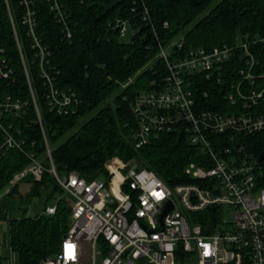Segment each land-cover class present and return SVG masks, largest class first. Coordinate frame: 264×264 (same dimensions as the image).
<instances>
[{"label": "built area", "instance_id": "built-area-1", "mask_svg": "<svg viewBox=\"0 0 264 264\" xmlns=\"http://www.w3.org/2000/svg\"><path fill=\"white\" fill-rule=\"evenodd\" d=\"M67 1L46 0L64 35L71 38ZM4 3L31 101L14 95L5 85L14 79V69L0 45V161L13 149L22 151L28 159L0 196L28 176L41 181L48 172L74 198L71 224L60 250L36 264H264V159L258 161L259 156L249 154L245 145L237 142L242 135L264 132V113L253 110L264 97V74L256 76L252 72L258 62L251 50V45L264 41V37L247 34L236 45L196 47L184 57L172 55V47L181 46L183 38L167 44L160 42L156 57L167 68L165 86L141 91L131 101L136 121L132 133L135 148L145 146L163 132L181 128L190 142L206 154L202 164L193 161L185 170L201 183L170 186L145 163L138 168L136 157L127 161L113 157L105 163L107 176L88 180L77 172L60 174L53 159V146L23 53L22 33L31 38L39 75L49 87L46 99L50 109L68 114L78 98L74 92L61 91L49 71L54 69L49 61L50 50L42 39L44 33L38 32L37 0H17L19 21L10 0ZM145 12L146 19L149 10ZM109 25L121 36L129 33V22L124 18H116ZM168 25L166 21L165 26ZM237 49L243 51L245 58V68L240 70L243 79L231 84L225 99L233 105L242 101L243 107L233 112L201 107L193 89V74H203L207 80L220 84L223 64ZM260 77L262 85L258 82ZM31 102L45 147L42 152L27 148L30 141L25 119ZM36 145L33 139L31 146ZM169 204L172 209L162 218ZM211 205L223 207L219 218L212 216L206 228L195 223L197 215ZM224 208L233 210L232 224L223 218ZM56 209V204L49 205L43 213L54 214Z\"/></svg>", "mask_w": 264, "mask_h": 264}, {"label": "trees", "instance_id": "trees-1", "mask_svg": "<svg viewBox=\"0 0 264 264\" xmlns=\"http://www.w3.org/2000/svg\"><path fill=\"white\" fill-rule=\"evenodd\" d=\"M10 3L19 21L21 12L17 0H10ZM37 3L38 32L44 33L42 39L50 50L49 61L54 69L48 70L61 91L74 92L78 98L68 114L50 109L46 99L49 87L39 75L40 65L38 59L34 60L31 38L22 33L23 53L58 172L63 175L77 172L92 180L108 175L105 163L111 158L127 161L136 157L170 186L201 183L185 170L193 161L202 164L206 154L199 145L190 142L187 132L181 128L163 132L145 146L135 148L132 133L136 121L131 101L141 91L165 86L167 68L164 61L156 57L160 42L167 44L183 38L181 46L172 47V55L184 57L196 47L211 49L223 44L236 45L247 34L253 38L264 37V0H68L65 6L72 20L71 38L64 35L46 0H37ZM146 9L149 17L145 19ZM116 18L128 20L131 28L128 41L123 39L128 35L121 36L119 31L110 27L109 23ZM166 21L168 26H165ZM0 45L14 69V79L5 85L14 95L31 101L4 0H0ZM251 50L258 62L252 72L260 76L264 74V41L253 43ZM242 68H245V58L243 51L237 49L223 64L220 84L207 80L203 74H193V89L201 107L222 112L240 110L242 101L233 105L225 95L231 90L232 83L243 79ZM258 82L262 85L263 78ZM253 110L264 113V97L253 106ZM34 118L31 102L25 119L30 141L27 148L42 152L45 151L43 138ZM33 139L37 141L34 147L31 146ZM237 142L245 145L246 152L258 157L264 151V132L242 135ZM27 163L22 151L13 149L7 152L0 161V192L10 183L14 173ZM25 180L33 182V193L43 192L47 200L54 199L58 192L62 193L54 214L9 219L10 243L19 264H36L60 250L71 224L73 204L63 196L62 187L48 172L41 181L30 176ZM18 185L13 186L9 194L16 192ZM222 211V206L211 205L193 221L206 228L212 216L217 219ZM6 219L7 215L0 206V220ZM0 264H3L1 256Z\"/></svg>", "mask_w": 264, "mask_h": 264}, {"label": "rangeland", "instance_id": "rangeland-1", "mask_svg": "<svg viewBox=\"0 0 264 264\" xmlns=\"http://www.w3.org/2000/svg\"><path fill=\"white\" fill-rule=\"evenodd\" d=\"M129 30L131 28L129 27ZM131 32L129 31L128 36L123 38L125 41H128L130 39ZM132 80V78H131ZM91 115V114H90ZM101 178V177H99ZM32 186L33 182L23 180L19 183L17 187V191L13 194H3L0 196V206L4 209L7 219L6 221H9L11 218H20L23 215L34 217L38 214H41L44 212L45 208L49 205L56 204L59 197H61L62 193L58 192L56 194V197L52 200H47L45 193H33L32 192ZM63 196L70 201V203H74V198L69 193H63ZM224 216L223 218L228 221V223L232 224L233 222V210L228 208H224ZM228 226H231V225ZM10 224L7 226L6 229H2L1 232L4 233L3 236V243L4 247H2V255L3 262L7 263V261L10 262V264H19L18 257L13 251L10 243Z\"/></svg>", "mask_w": 264, "mask_h": 264}, {"label": "crops", "instance_id": "crops-1", "mask_svg": "<svg viewBox=\"0 0 264 264\" xmlns=\"http://www.w3.org/2000/svg\"><path fill=\"white\" fill-rule=\"evenodd\" d=\"M7 226H9V221L0 220V256H3L2 255V249H3L2 247H4V243L2 242L3 241L4 233L1 232V231H2V229H6ZM3 264H10V262L7 261V263H6L5 260H4Z\"/></svg>", "mask_w": 264, "mask_h": 264}, {"label": "water", "instance_id": "water-1", "mask_svg": "<svg viewBox=\"0 0 264 264\" xmlns=\"http://www.w3.org/2000/svg\"><path fill=\"white\" fill-rule=\"evenodd\" d=\"M262 159H264V151L259 155L258 161H261ZM136 163L138 164V168L141 169L144 167V161L141 158H137ZM170 209H172L171 204H169L166 210L162 213V218L165 216L166 212Z\"/></svg>", "mask_w": 264, "mask_h": 264}, {"label": "snow or ice", "instance_id": "snow-or-ice-1", "mask_svg": "<svg viewBox=\"0 0 264 264\" xmlns=\"http://www.w3.org/2000/svg\"><path fill=\"white\" fill-rule=\"evenodd\" d=\"M71 247V246H70Z\"/></svg>", "mask_w": 264, "mask_h": 264}]
</instances>
